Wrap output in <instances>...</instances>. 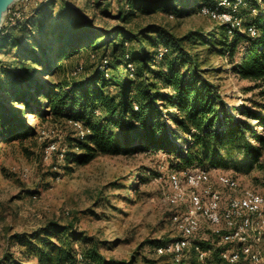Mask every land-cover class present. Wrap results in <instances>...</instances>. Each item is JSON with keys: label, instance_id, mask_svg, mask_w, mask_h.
<instances>
[{"label": "trees", "instance_id": "obj_1", "mask_svg": "<svg viewBox=\"0 0 264 264\" xmlns=\"http://www.w3.org/2000/svg\"><path fill=\"white\" fill-rule=\"evenodd\" d=\"M180 1L122 0L118 9L124 20L138 11L152 13L158 8L181 16L188 8H180ZM218 1L190 0L189 10L200 11L204 4L219 7ZM247 2L248 12L241 10V16L246 26L256 27V35L238 28L229 32L225 23L208 32L191 29L182 34L151 23L137 31L123 25L113 26V31L91 27L74 41L75 31H62L64 24H60L64 56L57 53L59 65L54 72L50 52L30 50L19 37L16 42L26 55L15 71H5L7 87L3 88L0 73V90L5 94L0 95V136L10 140L35 134L36 127L25 116L37 114L42 124L51 120L71 125L72 133L65 137L66 166L69 161L88 163L98 154L163 150L169 154L168 172L216 167L237 178L249 175L250 186L264 190V0ZM97 3L101 5L100 0ZM212 55L229 58L233 72L251 82L242 88L244 92L258 89L248 99L249 105L236 108L239 117L230 111L220 84L212 81L222 71L208 64ZM37 65L43 67V75L55 74L59 79L41 80ZM70 119L88 129L83 137ZM148 175L161 176L151 169L141 173ZM211 231L217 241L222 239L223 230ZM14 237L24 246L23 257L13 259L14 264H29L23 263L25 256L37 257L38 264H160L156 258L141 257L139 251L130 259L104 255L102 240L80 230L76 221L51 220ZM147 242L156 248L167 240ZM211 247L224 264L221 252L228 245Z\"/></svg>", "mask_w": 264, "mask_h": 264}, {"label": "rangeland", "instance_id": "obj_2", "mask_svg": "<svg viewBox=\"0 0 264 264\" xmlns=\"http://www.w3.org/2000/svg\"><path fill=\"white\" fill-rule=\"evenodd\" d=\"M97 2L98 0H16L12 4L13 8H10L12 12L4 14L0 26V73H3V88L9 85L5 81L8 77L5 71H15L18 62L26 55L25 50L16 42L19 37L27 42L26 45L31 46L30 50L50 52L52 62L55 63L53 72L57 69V53H61L63 58L61 50L65 42L57 29L60 24H64L62 31H75L72 34L75 41L76 35L91 27L113 31V26L123 25L126 29L137 31L151 23H161L182 34L191 29L208 32L221 23L204 14L202 6L200 11L189 10L190 0L180 1V8H188L181 16L158 8L152 13L138 11L128 20L122 19L119 14L118 8L123 5L122 0H100L101 5ZM247 4H242L238 9L239 19L243 23L241 10L247 13ZM21 9H25L23 13L13 15V12ZM87 19L92 22H86ZM97 39L105 41L100 36ZM81 57L83 56L76 57L73 62ZM208 64L222 69L214 74L212 81L220 84L230 111L239 117L236 108L249 105L248 99L258 89L248 93L243 91L242 88L251 82L240 79L233 72L229 58L212 55ZM37 67L40 69L41 80L59 79L55 74L43 75V67ZM0 95L5 96L4 91L0 90ZM25 120L36 127L35 134L10 140L0 136V263L14 264L13 259L23 257L20 249L24 246L17 243L14 237L16 233L33 232L51 220H56L62 224L76 221L80 230L102 240L100 249L106 256L130 259L134 251H139L141 257L156 258L160 264L171 261L173 264H202L198 251L203 249L210 264H223L215 257L216 249L211 245L218 247L219 244L210 235L211 230L206 225L192 238L187 256L180 263H176L170 255L160 254L159 245L155 248L147 242V239L169 241L180 234L173 215L183 208L170 204L163 194L164 189L168 188V175L174 171L167 170L169 154L165 151L98 154L88 163L69 161L66 166L64 158L68 138L65 137L71 135V125L57 121L53 123L51 120L42 124L37 114H26ZM75 121L79 120H69L80 133L81 127ZM82 126L84 127L83 124ZM53 139L58 140L56 149L46 151L51 143H56ZM179 143L184 142L180 140ZM207 168L212 169L214 176L224 171L216 167ZM145 169L159 171L161 176H141ZM237 179L241 186L251 187L249 175L241 174ZM211 184L217 186L213 178ZM256 190L264 192L259 187ZM220 243L225 242L220 240ZM260 249L264 256V237ZM22 259L23 263L38 264L35 256L30 259L25 256Z\"/></svg>", "mask_w": 264, "mask_h": 264}, {"label": "bare ground", "instance_id": "obj_3", "mask_svg": "<svg viewBox=\"0 0 264 264\" xmlns=\"http://www.w3.org/2000/svg\"><path fill=\"white\" fill-rule=\"evenodd\" d=\"M242 4H247V0H221L218 4L219 8L204 4L201 11L227 24L229 32L238 28L240 31L256 35L257 29L254 25L246 26L243 20L239 19L238 9ZM75 124L81 127L80 135L83 137L87 129L79 121H75ZM53 149H56L55 142L51 143L46 151ZM198 170L203 172L201 177L191 178V180L186 172L194 171L188 169L172 171L168 176V188L164 189L163 194L170 204L183 208L182 211L173 215L175 226L180 234L160 244L158 252L170 255L176 263L182 262L187 256L192 238L200 233L202 227L207 226L206 228L213 231L223 230L221 240L232 244L228 264H237V262L247 264V262H241L244 248L249 253V264H256V257H259L258 264H264V256L260 249L264 237V206L262 204L264 192L253 187L241 186L233 175L220 173L214 176L212 169L206 167ZM212 178L217 182L215 187L211 184ZM197 187H203V194L214 193L217 199H226L239 205L228 203L227 208L212 213V208H207L201 201V194ZM227 216H232V219H226ZM229 231H233L232 236ZM222 252H228V248ZM198 253L202 264H210L203 249H199Z\"/></svg>", "mask_w": 264, "mask_h": 264}, {"label": "built area", "instance_id": "obj_4", "mask_svg": "<svg viewBox=\"0 0 264 264\" xmlns=\"http://www.w3.org/2000/svg\"><path fill=\"white\" fill-rule=\"evenodd\" d=\"M10 12H12V9H9ZM23 13V11H19V12H13V15L19 16L20 13ZM10 14V13H9ZM56 140V145H58V140L57 139H53ZM187 176H189V179L191 180V178H195V177H201L202 173L199 170H195L194 172H186ZM199 188V192L201 194V201L204 203L205 206H207V208H212V213L214 211H218L222 208H227L228 203H236V202H231V201H227L226 199H217L216 196L214 195V193L212 194H203V187H197ZM264 206V202L262 203ZM236 205H239L236 203ZM233 215V214H232ZM226 219H232V216H227ZM222 220V219H220ZM231 236L233 234V231H229ZM189 237V235H188ZM219 246L221 245H228V252H221V254L224 257V264H228V258H229V250H230V243H220V241H217ZM187 244H188V240H187ZM205 256V253H204ZM241 262H247V264H249V253L246 252V249L244 248V253H243V258ZM259 262V257H256V264H258ZM237 264H239V262H237Z\"/></svg>", "mask_w": 264, "mask_h": 264}, {"label": "water", "instance_id": "obj_5", "mask_svg": "<svg viewBox=\"0 0 264 264\" xmlns=\"http://www.w3.org/2000/svg\"><path fill=\"white\" fill-rule=\"evenodd\" d=\"M15 1L16 0H0V26H1V22H2V19L4 17V14H7V12L12 7V4ZM21 10L24 12L25 9L24 10L21 9Z\"/></svg>", "mask_w": 264, "mask_h": 264}]
</instances>
